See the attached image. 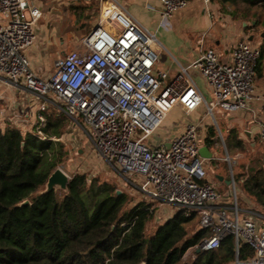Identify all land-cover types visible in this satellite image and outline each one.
<instances>
[{
  "label": "built area",
  "instance_id": "2783aa9c",
  "mask_svg": "<svg viewBox=\"0 0 264 264\" xmlns=\"http://www.w3.org/2000/svg\"><path fill=\"white\" fill-rule=\"evenodd\" d=\"M157 1L159 28L189 0ZM199 1L208 11L210 0ZM41 16L40 7L28 0H0V82L33 98L32 129L44 138L47 113L54 107L69 121L67 130L78 129L111 170L133 181L139 178V191L153 202L196 216L209 235L185 254L215 249L232 236L236 249L244 242L253 250L249 259L232 264H264V226H257L252 214L240 215L235 200L227 204L207 180V159L198 152L203 127L186 123L168 147L147 141L175 107L192 112L204 104L211 116L220 108L244 110L255 119L252 103L264 101L254 85L258 47L238 41L225 60L211 48L202 49L170 78L155 68L161 52L156 31L139 23L118 0H106L81 47L56 58L41 75L29 57ZM189 68L204 78L212 99L203 98ZM4 114L0 108V117ZM260 135L264 139V124Z\"/></svg>",
  "mask_w": 264,
  "mask_h": 264
},
{
  "label": "trees",
  "instance_id": "16d2710c",
  "mask_svg": "<svg viewBox=\"0 0 264 264\" xmlns=\"http://www.w3.org/2000/svg\"><path fill=\"white\" fill-rule=\"evenodd\" d=\"M231 8L235 18L252 19L264 28V0H210ZM255 73L264 67V38L258 47ZM44 138L33 128H0V264H232L253 255L251 247L232 236L219 247L200 250L190 260L185 252L209 231L188 236L193 217L175 212L152 234L145 235L152 216L150 204L127 207V197L115 186L85 173H74L67 190L38 193L66 155L58 138L67 128L65 115L52 107ZM206 143L214 131L208 127ZM235 138V135H232ZM23 142V144H22ZM235 145L242 148L240 140ZM264 154L251 158L235 176L244 192L264 208ZM27 198L29 202L17 205Z\"/></svg>",
  "mask_w": 264,
  "mask_h": 264
},
{
  "label": "crops",
  "instance_id": "0c3cea01",
  "mask_svg": "<svg viewBox=\"0 0 264 264\" xmlns=\"http://www.w3.org/2000/svg\"><path fill=\"white\" fill-rule=\"evenodd\" d=\"M30 4L37 5L44 12L46 6L49 4L51 7H62L61 14H65L63 11L67 7L71 6L77 10H82V14L85 16L83 21L88 26L86 27L90 30L97 17V12L99 8L105 3L106 0H28ZM122 5L125 4V8L128 12L144 27L151 31H154L159 20V8L160 2L157 0H118ZM149 4L150 7L147 8L145 4ZM66 11V10H65ZM184 12H187L189 20L186 21V26H183L184 39H179L175 34H172L171 28L160 29L158 33V39L161 45L165 47L168 52L167 55L160 54L155 68L158 70L167 71L169 77L176 75L181 66H187L191 61L196 59L200 53V50L211 48L218 55L220 60H225L228 58L229 51L231 47L238 41H247L252 46L259 47L261 41L258 42L256 39V34L254 33L259 25H255V21L252 19L235 18L231 15V8L227 5H220L215 2H210L209 10L203 9L202 4L199 0H189ZM41 16L36 22V43L29 52V57L33 69L43 75L45 68L52 66V62L59 57L64 56L67 52L61 49V53L58 55L59 44H64V36L59 35L58 38L52 32L48 31L47 19H43ZM68 20H65L67 23ZM70 27V23L66 26ZM72 27L71 31L75 29V25ZM67 29L61 20H58L54 30L59 33L61 29ZM264 32L261 33V38H264ZM74 34H72L73 36ZM202 40L200 43L199 40ZM57 39V40H56ZM81 47V45H80ZM79 47V48H80ZM78 49V48H77ZM74 50V49H72ZM170 55V57H169ZM188 73L198 87L200 93L205 100L207 96H210V90L207 86L204 78L199 74L196 69L189 68ZM255 90L259 95H264V67L261 75L255 74L254 79ZM0 92L2 93V98L0 103L10 104L15 112V110H23V120L16 117L14 113L9 112L8 108H2L4 115L0 117V128L4 129L7 126L16 127L21 133L32 130V125L34 123V100L33 98L24 93L22 97H18V93L11 89L4 88V84L0 82ZM252 106L255 110V119L249 112L244 110L236 111H223L220 108H215V113H212V123L218 128V135H216V129L213 125L207 122V112L204 104H200L192 112H185L180 107H175L171 110L177 111L181 116L179 121L175 122V127L168 131H162V126L155 130V132L147 139L148 143L151 145H162L168 147L170 139L182 130V126L186 123H199L204 130L200 134V145H206L208 149L212 152V158L216 153V149L225 144L231 149L239 148L242 150L245 148V142L247 141L249 149H254L258 144L257 141L261 139L262 147L264 152V139L260 135V129L262 124H264V101H254ZM214 111V110H213ZM170 112V113H171ZM169 113V114H170ZM8 120H4V118ZM12 119V120H11ZM206 119V122H205ZM209 120V119H208ZM212 126L213 135L209 139L212 143L208 145L206 143V137L208 136V127ZM235 135L233 138L232 135ZM235 139L240 140L242 148L235 145ZM260 142V141H259ZM210 158V159H212ZM210 159H207L206 162ZM249 165V164H248ZM247 165V166H248ZM241 173V172H240ZM239 174V173H238ZM220 177V178H219ZM207 180L210 181L217 191L221 194L223 199L227 204L232 203L234 200L228 199L229 194L235 192V184L239 186L241 203L235 200L236 205L239 208L240 215L252 214L254 221L257 226H264V208L257 204L249 195H247L240 182H236L234 177L230 179L224 178L223 175L215 174L216 182H212L208 176ZM223 183L224 187L218 189V185ZM250 203L251 205H249Z\"/></svg>",
  "mask_w": 264,
  "mask_h": 264
},
{
  "label": "rangeland",
  "instance_id": "374dc122",
  "mask_svg": "<svg viewBox=\"0 0 264 264\" xmlns=\"http://www.w3.org/2000/svg\"><path fill=\"white\" fill-rule=\"evenodd\" d=\"M60 2V0H58ZM64 9L65 14H61L62 7H51L49 4L46 6L44 12L42 11L43 19H47V28L49 32H52L55 34V36L58 38L59 35L64 36V44H57L58 51L61 49H64L65 51H70L72 49H79L81 45L82 38L89 32V30L86 28L88 25L83 21L84 15L82 14V10H77L76 8H72L71 6ZM124 7L125 4H124ZM185 8V7H184ZM181 8L179 10H175L172 14V16L162 25L158 28V24L155 27L154 31H156L157 35L160 31V29H169L171 28V33L175 34L179 39H184L183 35V26L187 25L186 21L189 20L187 12H184ZM66 10V11H65ZM58 20H61L67 29H61L59 33H56L54 30L56 23ZM65 20H68L67 23H70L74 26L75 29L71 31V28L65 23ZM159 22V20H158ZM184 26V28H185ZM37 29V26H36ZM183 29V30H182ZM264 32V28L258 27L256 31L254 32L256 34V39L258 42L262 40L261 33ZM72 34H74L72 36ZM264 35V33H263ZM57 40V39H56ZM199 42L201 43L202 40L200 38ZM249 43V42H248ZM58 55L61 53L57 52ZM163 55L168 56V52L166 51L165 47L161 45V52ZM160 57V55H159ZM170 57V55H169ZM171 58V57H170ZM24 93H19L18 97H22ZM212 99V94L210 93V96H207V99ZM11 104V103H10ZM10 104H3L0 103V108H8L9 112L14 113L16 117L20 120H23V110H15L11 109L12 107ZM207 112V110H206ZM215 113V109L213 111V114ZM207 122L208 124H211L216 129V135H218V128H216V125L212 123L211 119L212 116L208 114L207 112ZM181 119V116L179 113L175 110L172 111L170 114L166 116V118L161 123L162 131L164 130H172L175 127V122L179 121ZM209 119V120H208ZM6 119V117L4 118ZM12 120V119H11ZM66 123L67 126L69 124V121L67 119ZM9 121V120H8ZM206 122V119H205ZM183 127V126H182ZM58 141L62 143L63 150H65L66 155L64 160L58 164V167H60L69 177L74 173H85L89 179H97L100 182H108L115 186V189L118 190L120 193L125 194L127 197V207H133L139 203H148L150 204V210H152V216L151 218L146 222L145 227V235L149 236L154 232V230L157 228L158 225H160L164 220H166L168 217H171L175 212H177L175 207L169 206V205H159L155 202H153L150 198L145 196L141 191H139L137 184L140 183L139 178H133L134 181L129 177H123L121 174L111 170L109 166L99 157L95 155L93 150L91 149V146L88 144V141L85 137L81 135V133L76 128H72L67 130L65 128L64 132L61 134V136L58 138ZM260 141V142H259ZM258 144L254 149H249L246 147L248 142H245V148L240 150L239 148L231 149L227 146L226 143L225 147L221 145V147H218L216 149V153L214 155V158L205 161V168L207 171L208 178L214 183L215 180V174L217 175H223L224 178L230 179L231 177L237 176L238 173L243 172L246 170L247 165L250 162L251 158H255L257 155H260L261 152H263V145L261 144L262 141L259 139ZM226 156L229 157V159H226ZM264 161V160H263ZM135 185H134V184ZM217 183V182H216ZM220 186L224 187L223 183L218 185V189L221 188ZM235 186V192L233 194H229L228 199L230 200H237L238 204L241 203L240 198V191L239 186L237 184ZM251 205L250 203H248ZM188 236L199 230L201 227L198 223V218L195 216L193 219L186 224ZM186 256L184 258L190 260L193 257L192 252H187L185 254ZM194 258V257H193Z\"/></svg>",
  "mask_w": 264,
  "mask_h": 264
},
{
  "label": "water",
  "instance_id": "95a60500",
  "mask_svg": "<svg viewBox=\"0 0 264 264\" xmlns=\"http://www.w3.org/2000/svg\"><path fill=\"white\" fill-rule=\"evenodd\" d=\"M198 152L200 156L205 157L206 159L212 158V152L208 149L206 145L200 146ZM69 178L70 177L60 167L56 166L54 170L49 174L42 189H40L38 193H47L52 190L55 191L58 189L65 192L67 190V183L69 181ZM119 193L120 192L116 190V194ZM28 202L29 200L25 198L22 201L18 202L17 205H24L27 204ZM199 251H200L199 248L195 249V253H198ZM139 264H145V263L142 261Z\"/></svg>",
  "mask_w": 264,
  "mask_h": 264
}]
</instances>
